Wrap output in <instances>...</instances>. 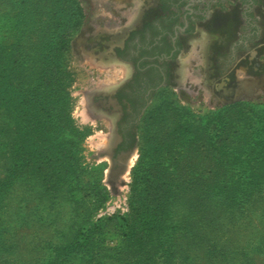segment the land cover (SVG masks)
Listing matches in <instances>:
<instances>
[{
  "label": "rangeland",
  "instance_id": "374dc122",
  "mask_svg": "<svg viewBox=\"0 0 264 264\" xmlns=\"http://www.w3.org/2000/svg\"><path fill=\"white\" fill-rule=\"evenodd\" d=\"M3 1L13 42L21 43L22 79L35 87L54 0ZM125 1L71 2L83 17L67 29L58 78L35 87L48 103L34 110L43 130L29 138L54 154L66 180L51 189L36 168L16 179L2 215L5 242L14 246L8 257L14 264H264V71L226 70L222 94L214 82L206 87L198 60L192 87L155 99L128 163L109 172L110 122L89 98L121 71L89 54L83 40L122 20ZM252 54L264 66L262 51ZM9 137L0 132V142Z\"/></svg>",
  "mask_w": 264,
  "mask_h": 264
},
{
  "label": "flooded vegetation",
  "instance_id": "af4514ba",
  "mask_svg": "<svg viewBox=\"0 0 264 264\" xmlns=\"http://www.w3.org/2000/svg\"><path fill=\"white\" fill-rule=\"evenodd\" d=\"M125 2L128 9L122 20L111 28L96 29L83 40L89 54L109 66H119L121 71L109 87L93 92L89 98L110 122L104 152L109 156L111 171L128 163L140 120L155 99L192 87L198 60L206 87L214 82L222 94L228 90L221 82L226 70L233 77L240 65L247 71H264L256 55L252 58V52L264 54V0ZM210 31L225 37L218 39ZM246 83L250 93L251 84Z\"/></svg>",
  "mask_w": 264,
  "mask_h": 264
},
{
  "label": "trees",
  "instance_id": "16d2710c",
  "mask_svg": "<svg viewBox=\"0 0 264 264\" xmlns=\"http://www.w3.org/2000/svg\"><path fill=\"white\" fill-rule=\"evenodd\" d=\"M71 2L72 0H54L53 29L42 46L44 67L38 85L35 86L37 89L46 87L48 82L58 78L61 68L59 61L68 48L67 29L78 26L82 20L83 14L80 7H72ZM11 18L9 8L5 6L3 0H0V23L5 26V31H0V117L5 122L0 128L8 137L10 133L11 135L17 133V141L10 136L6 142L3 141L4 144L0 142V146L3 144L0 149V226H2L0 264H9V262L14 264L8 257L14 246H11L10 242H5L3 236L9 224L2 215L9 209V199L16 179L23 173H28L29 169L36 168L41 174L45 173L51 179V189L66 180L63 178L64 172L62 173L55 164L57 158L54 154L49 153L45 148L39 151L35 148L36 143L29 139L33 133L43 130L34 110L48 102L46 97H38L34 92L35 87L28 86L22 79L20 68L23 61L20 58L22 52L19 50L21 43L13 42L10 31L15 28V24ZM16 152L19 156H16ZM66 253L69 258L70 252ZM62 262L65 261L62 260ZM41 264H61V262L43 261Z\"/></svg>",
  "mask_w": 264,
  "mask_h": 264
},
{
  "label": "water",
  "instance_id": "95a60500",
  "mask_svg": "<svg viewBox=\"0 0 264 264\" xmlns=\"http://www.w3.org/2000/svg\"><path fill=\"white\" fill-rule=\"evenodd\" d=\"M122 169V168H121ZM109 172H111V169L109 168Z\"/></svg>",
  "mask_w": 264,
  "mask_h": 264
}]
</instances>
